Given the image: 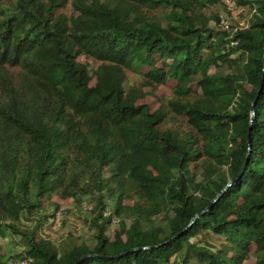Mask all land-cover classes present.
Here are the masks:
<instances>
[{"label": "trees", "instance_id": "trees-1", "mask_svg": "<svg viewBox=\"0 0 264 264\" xmlns=\"http://www.w3.org/2000/svg\"><path fill=\"white\" fill-rule=\"evenodd\" d=\"M215 1L0 0V234L22 245L14 257L264 264V0H239L255 13L232 35L209 23ZM131 191L113 238L101 210L93 244L41 234L54 194L100 207L106 192L120 212Z\"/></svg>", "mask_w": 264, "mask_h": 264}, {"label": "rangeland", "instance_id": "rangeland-1", "mask_svg": "<svg viewBox=\"0 0 264 264\" xmlns=\"http://www.w3.org/2000/svg\"><path fill=\"white\" fill-rule=\"evenodd\" d=\"M70 8L69 4L66 10H70ZM205 12L210 24H219L232 35L236 30L247 27L250 18L255 13V8L252 3H242L239 0H218L205 8ZM158 13L160 17H164L163 11ZM214 15L219 16V23L213 18ZM233 43L236 44L237 42ZM140 80L141 78L136 73L128 72V83H136ZM156 92L160 98L172 93V87L170 85H161ZM155 105L157 106V103ZM180 122L183 128L188 126L185 121H181L180 118L171 113V121H169L168 125L176 127ZM103 196H105L103 198L104 204L100 207L96 206L98 200L92 194H83L79 199L72 196L63 198L59 194L49 197L44 207L40 208L41 218L43 215H47L41 234L47 236L60 247H67L74 242L82 241L93 244L96 231L93 219L97 214V210H101L104 217H110L108 235L113 238L117 230L122 231L123 225H129L132 222L133 211L131 207L135 205L136 200L140 199V196L131 191L130 195L125 199L120 212L109 193L106 194L104 192ZM33 224L34 218L31 220L23 218L22 225L32 226ZM16 243L13 236L0 234V264H8L11 258H17L14 256L20 252L22 245Z\"/></svg>", "mask_w": 264, "mask_h": 264}, {"label": "built area", "instance_id": "built-area-1", "mask_svg": "<svg viewBox=\"0 0 264 264\" xmlns=\"http://www.w3.org/2000/svg\"><path fill=\"white\" fill-rule=\"evenodd\" d=\"M34 259L31 256H23L17 258H11L8 264H33Z\"/></svg>", "mask_w": 264, "mask_h": 264}, {"label": "water", "instance_id": "water-1", "mask_svg": "<svg viewBox=\"0 0 264 264\" xmlns=\"http://www.w3.org/2000/svg\"><path fill=\"white\" fill-rule=\"evenodd\" d=\"M237 180H238V178L237 179H234V180H232V181H229L226 185H225V187L218 193V195L216 196V198L213 200V202L214 201H216L218 198H220V196H222V194H223V192L225 191V190H227L228 188H229V186L230 185H232V184H235L236 182H237ZM207 208H210V206H208ZM203 212H205V211H203ZM80 260V259H79ZM78 260V261H79ZM77 261V262H78Z\"/></svg>", "mask_w": 264, "mask_h": 264}]
</instances>
